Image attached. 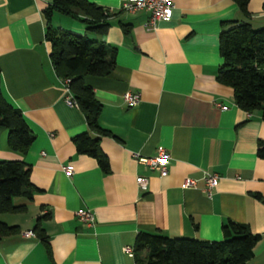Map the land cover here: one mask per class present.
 <instances>
[{
  "label": "crops",
  "instance_id": "obj_1",
  "mask_svg": "<svg viewBox=\"0 0 264 264\" xmlns=\"http://www.w3.org/2000/svg\"><path fill=\"white\" fill-rule=\"evenodd\" d=\"M50 1L0 0V92L34 134L20 153L8 148L0 127V160H22L34 187L30 198H12L22 211L0 213L15 226L0 237V264H135L123 247L138 231L218 240L226 221L259 235L246 264H264V160L255 154L264 120L259 110L238 108L231 88L214 80L222 23L246 21L264 37V0H248L247 17L231 0H169V20L151 28L143 25L144 12L120 9L124 0H87L108 13L102 34L52 14V26L115 49L108 74L84 79L100 104L97 123L108 132L98 138L106 173L76 153L71 140L88 128L78 106L63 102L48 58L42 9ZM125 91L138 94L135 105L122 100ZM158 146L169 154L164 176L132 157L153 155ZM203 172L218 176L209 195ZM137 176L146 178L145 190L137 188ZM187 177L194 187H182ZM80 208L93 213L91 225L74 216ZM42 215L49 257L32 232Z\"/></svg>",
  "mask_w": 264,
  "mask_h": 264
},
{
  "label": "trees",
  "instance_id": "obj_2",
  "mask_svg": "<svg viewBox=\"0 0 264 264\" xmlns=\"http://www.w3.org/2000/svg\"><path fill=\"white\" fill-rule=\"evenodd\" d=\"M243 16H248V0H231ZM54 12L81 22L86 31L102 34L108 27L107 11L87 0H51L43 9L44 40L48 58L57 76L68 78V87L82 112L88 131L74 135L71 140L76 153L92 157L99 169L108 172V162L99 148V135L108 132L97 123L99 102L87 76L101 77L114 66V47L106 43L54 27ZM220 64L214 80L232 90L235 105L243 111L259 110L264 120V37L261 28H252L246 21H226L218 33ZM0 127L6 132L8 148L23 153L34 138L20 110L8 103L0 92ZM255 154L264 160V140L256 144ZM34 187L29 179V166L22 160H0V213L19 212L22 206L12 203L15 196L31 197ZM260 198L258 194H254ZM44 215L35 219L32 232L45 246L49 257L47 237L39 225ZM15 231V226L0 220V237ZM259 235L244 223L226 221L221 225V238L206 240L138 231L132 243L135 264H246L252 256Z\"/></svg>",
  "mask_w": 264,
  "mask_h": 264
},
{
  "label": "built area",
  "instance_id": "obj_3",
  "mask_svg": "<svg viewBox=\"0 0 264 264\" xmlns=\"http://www.w3.org/2000/svg\"><path fill=\"white\" fill-rule=\"evenodd\" d=\"M173 8V4L169 0H124L120 5V9L128 13H134L136 11H142L146 14V20L143 25L145 27H154L156 21L163 20L167 21L170 18V13ZM61 85L63 88V102L68 106L77 107V104L73 98V95L68 87V78H61ZM122 100L128 106H133L138 102V94L130 93L125 91L121 95ZM220 109L224 108L220 104H216ZM132 157L143 165L148 170L155 171L158 176H164L167 173V161L169 159L168 152L161 146L156 147L155 153L150 156H140L137 153H132ZM66 174L72 172L71 167H63ZM218 176L215 173L203 172L201 174V180L203 183L202 189L206 195L210 194V190L216 185ZM195 179L185 178L182 183V187H194ZM135 184L139 190H145L146 188V178L142 176H137L135 178ZM76 219L86 225H91L94 220L93 213L88 209H76L73 212ZM24 235L30 234L29 231L23 233ZM124 253L128 256H132V247H123Z\"/></svg>",
  "mask_w": 264,
  "mask_h": 264
},
{
  "label": "rangeland",
  "instance_id": "obj_4",
  "mask_svg": "<svg viewBox=\"0 0 264 264\" xmlns=\"http://www.w3.org/2000/svg\"><path fill=\"white\" fill-rule=\"evenodd\" d=\"M59 15H61V14H59ZM61 17H64V16H61ZM66 19H68V18H66Z\"/></svg>",
  "mask_w": 264,
  "mask_h": 264
}]
</instances>
